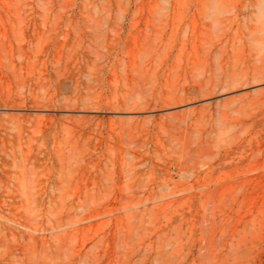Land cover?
<instances>
[{
  "label": "rangeland",
  "instance_id": "rangeland-1",
  "mask_svg": "<svg viewBox=\"0 0 264 264\" xmlns=\"http://www.w3.org/2000/svg\"><path fill=\"white\" fill-rule=\"evenodd\" d=\"M253 1L0 0V264H264Z\"/></svg>",
  "mask_w": 264,
  "mask_h": 264
},
{
  "label": "bare ground",
  "instance_id": "bare-ground-1",
  "mask_svg": "<svg viewBox=\"0 0 264 264\" xmlns=\"http://www.w3.org/2000/svg\"><path fill=\"white\" fill-rule=\"evenodd\" d=\"M253 3L255 4V6L259 7V9H260L261 11L264 12V0H254ZM250 25H251V24H250ZM23 31H25V29H24ZM30 35H31V34H30ZM27 36H28V35H27ZM29 38H31V37L29 36ZM32 40H33V38H32ZM23 46H24V45H23ZM22 48H23V47H22ZM48 48H49V47H48ZM109 49H110V48H109ZM41 51H43V50H41ZM25 53H26V52H25ZM27 54H28V53H27ZM46 54H47V53H46ZM40 57H41V56H40ZM37 58H39V57L37 56ZM110 60H111V59H110ZM52 61H54V60H52ZM42 71H43V69H42ZM33 74H34V73H33ZM43 74H45V73H43ZM34 75H35V74H34ZM15 76H16V75H15ZM44 76H45V75H44ZM3 77H4V76H3ZM30 77H31V76H30ZM63 78H64V77H63ZM42 82H43V81H42ZM44 82H46V81L44 80ZM38 83H39V82H38ZM40 83H41V82H40ZM30 84H31V81H30ZM30 84H29V85H30ZM44 84H45V83H44ZM31 86H32V84H31ZM34 86L37 87L38 85L36 86L35 83H34ZM53 86H54V85H53ZM30 89H31V88H30ZM28 90H29V89H28ZM116 90H117V89H116ZM183 91H184V90H183ZM64 93H65V92H64ZM10 95H11V94H10ZM13 102H14V101H13ZM8 104H9V102H8ZM116 104H117V103H116ZM0 120H2V119H0ZM27 120H28V119H27ZM2 121H3V120H2ZM50 121H51V120H50ZM47 124H48V123H47ZM22 125H23V124H22ZM49 125H50V124H49ZM22 127H23V126H22ZM26 128H27V127H26ZM48 128H49V127H48ZM1 130H2V129H1ZM13 130H14V129H13ZM13 130H12V131H13ZM15 130H16V129H15ZM15 130H14V131H15ZM48 130H49V129H48ZM65 130H66V129H65ZM3 131H4V130H3ZM41 131L43 132V130H41ZM72 131H73V130H72ZM76 131H77V130H76ZM134 131H135V130H134ZM6 132H7V131H6ZM25 132H26V131H25ZM49 132H50V130H49ZM45 133H46V132H45ZM75 133H76V132H75ZM77 133H78V132H77ZM81 133H82V132H81ZM11 134H12V133H11ZM46 134H47V133H46ZM46 134H45V135H46ZM135 134H136V133H135ZM12 135H13V134H12ZM12 135H11V136H12ZM48 135H49V134H48ZM48 135H46V137H47ZM82 135H83V134H82ZM127 135H128V134H127ZM0 136H1V135H0ZM39 136H40V135H39ZM41 136H42V135H41ZM80 136H81V134H80ZM75 137H76V136H75ZM35 138H36V137H35ZM47 138H49V137H47ZM47 138H45V139H47ZM50 138H51V137H50ZM37 139H38V138H37ZM37 139H36V140H37ZM50 140H51V139H50ZM127 140H128V139H127ZM42 141H44V140H42ZM45 141H46V140H45ZM115 141H116V140H115ZM11 142L13 143V141H11ZM4 143H5V141H4ZM20 143H21V142H20ZM42 143H43V142H42ZM78 143H79V142H78ZM95 144H97V143H95ZM42 145H43V144H42ZM5 146H6V145H5ZM5 146H4V147H5ZM4 147H3V148H4ZM7 147H8V146H7ZM41 148H42V147H41ZM45 148H46V147H45ZM45 148H44V149H45ZM32 150H33V149H32ZM35 150H36V149H35ZM39 150H40V149H39ZM5 151H6V150H5ZM19 152H20V150H19ZM39 152H40V151H39ZM13 153H14V152H13ZM30 153H31V152H30ZM37 153H38V152H37ZM37 153H36V154H37ZM113 153H114V152H113ZM43 154H44V153H43ZM11 155H12V154H11ZM50 155H51V154H50ZM133 155H134V153H133ZM12 156H14V155H12ZM26 156H27V155H26ZM31 156H32V155H31ZM37 156H38V155H37ZM40 156H41V155H40ZM51 156H52V155H51ZM51 156H50V157H51ZM44 157H45V156H44ZM42 158H43V157H42ZM132 158H134V157H132ZM33 159H35V158H33ZM49 159H51V158H49ZM2 160H3V159H2ZM26 160H28V159H26ZM26 160H25V161H26ZM41 160H42V159H41ZM41 160H40V161H41ZM36 162H37V161H36ZM36 162H35V163H36ZM41 162H42V161H41ZM4 163H5V162H4ZM27 163H28V162H27ZM42 163H43V162H42ZM54 163H55V162H54ZM0 164H1V163H0ZM6 164H7V163H6ZM46 164H48V163H46ZM57 165H58V164H57ZM33 166H34V165H33ZM38 166H39V165H38ZM44 168H45V167H44ZM47 168H48V166H47ZM49 168H50V167H49ZM27 169H28V168H27ZM51 169H52V166H51ZM51 169H50V172H51ZM7 170H8V169H7ZM16 170H17V169H16ZM0 171H1V170H0ZM2 171H3V170H2ZM10 171H11V170H9V173H10ZM14 171H15V170H14ZM5 172H6V171H5ZM28 172H29V171H28ZM28 172H27V173H28ZM6 173H7V172H6ZM13 173H14V172H13ZM31 173H32V172H31ZM7 174H8V173H7ZM44 174H45V173H44ZM21 176H22V184L25 185V184L27 183L26 178H25V175L23 174V175H21ZM5 177H6V176H5ZM50 177H51V176H50ZM1 178H3V177L1 176ZM40 179H41V178H40ZM46 179H48V178H46ZM46 179H45V181H46ZM41 180H42V179H41ZM36 181H37V180H36ZM49 182H50V181H49ZM53 182H54V181H53ZM54 183H55V182H54ZM24 185H23V186H24ZM35 185H36V184H35ZM7 186H8V185H7ZM25 186H26V185H25ZM32 187H33V186H32ZM1 191H2V190H1ZM23 192H24V191H23ZM25 194H27V193H25ZM13 199H14V198H13Z\"/></svg>",
  "mask_w": 264,
  "mask_h": 264
}]
</instances>
